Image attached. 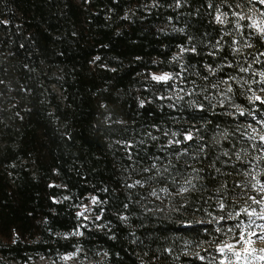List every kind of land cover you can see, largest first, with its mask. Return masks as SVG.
Masks as SVG:
<instances>
[{
    "label": "trees",
    "instance_id": "1",
    "mask_svg": "<svg viewBox=\"0 0 264 264\" xmlns=\"http://www.w3.org/2000/svg\"><path fill=\"white\" fill-rule=\"evenodd\" d=\"M221 3L0 0V264H220L264 185V34Z\"/></svg>",
    "mask_w": 264,
    "mask_h": 264
},
{
    "label": "rangeland",
    "instance_id": "2",
    "mask_svg": "<svg viewBox=\"0 0 264 264\" xmlns=\"http://www.w3.org/2000/svg\"><path fill=\"white\" fill-rule=\"evenodd\" d=\"M253 1L255 0H222V8L226 11L219 10L216 18L223 22L231 19L234 24L243 20L259 33L264 34V15L253 7ZM259 1L264 5V0ZM255 185V192L260 196V199L254 200L252 208L245 213L248 216V221L238 228V234L227 236L226 241L217 248L220 264H264V218H262L264 217V185L259 183ZM249 213L253 214L249 215ZM241 235H243L244 240L240 239ZM225 244L234 245L233 250L228 251L226 249L224 253H221L219 249ZM234 253H239V258ZM79 258L76 253L61 254L54 260L37 256L28 264H79ZM87 259L84 258L83 260Z\"/></svg>",
    "mask_w": 264,
    "mask_h": 264
},
{
    "label": "snow or ice",
    "instance_id": "3",
    "mask_svg": "<svg viewBox=\"0 0 264 264\" xmlns=\"http://www.w3.org/2000/svg\"><path fill=\"white\" fill-rule=\"evenodd\" d=\"M154 78H155V79H164V80H166V79H168L169 77L164 76V77H154ZM257 99H259V97H257ZM188 139H191V137H188ZM261 139L264 140V137H261ZM252 214H253V213H249V215H252ZM262 218H264V217H262ZM240 239H241V240H244L243 235H241ZM233 248H234V245H232V244H225L223 247H221V248L219 249V251H220L221 253H224L226 249H227L228 251H232ZM245 251L247 252V249H245ZM234 255H236L237 258H239V253H234Z\"/></svg>",
    "mask_w": 264,
    "mask_h": 264
}]
</instances>
